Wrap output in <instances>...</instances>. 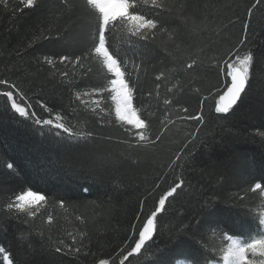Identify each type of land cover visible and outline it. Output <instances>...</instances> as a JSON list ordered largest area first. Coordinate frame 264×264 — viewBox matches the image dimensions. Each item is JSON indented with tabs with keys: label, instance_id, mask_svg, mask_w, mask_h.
Wrapping results in <instances>:
<instances>
[{
	"label": "trees",
	"instance_id": "trees-1",
	"mask_svg": "<svg viewBox=\"0 0 264 264\" xmlns=\"http://www.w3.org/2000/svg\"><path fill=\"white\" fill-rule=\"evenodd\" d=\"M166 3L171 11H142L168 32L109 39L122 69L128 62L133 107L142 109L153 140L163 133L139 147L115 117L109 93L93 91L113 77L89 55L95 21L84 0H37L31 9L0 0V79L16 84L23 99L4 85L0 93L12 91L29 112L21 117L0 95V247L13 264H119L159 197L180 179L152 239L124 264H221L219 229L242 238L256 230L264 194L250 189L264 184V0ZM237 49L252 51L248 87L234 109L217 113V89L229 79L222 61ZM32 112L41 121L59 114L74 131L92 135L70 138L36 124ZM26 187L47 198L35 218L7 209Z\"/></svg>",
	"mask_w": 264,
	"mask_h": 264
},
{
	"label": "snow or ice",
	"instance_id": "snow-or-ice-1",
	"mask_svg": "<svg viewBox=\"0 0 264 264\" xmlns=\"http://www.w3.org/2000/svg\"><path fill=\"white\" fill-rule=\"evenodd\" d=\"M6 4V0H3ZM23 6L29 9L33 8L37 4V0H22ZM260 0H257L259 3ZM85 7L94 14L95 32L93 33V48L90 50L89 55L100 63L103 68H106L108 73L112 74L105 87L98 91L103 93L107 91L111 100L115 106V117L122 126H125V131H128L137 141V146L147 147L149 144H154L155 140H159L163 133H160L152 139V133L150 124L146 123L145 119H141L138 115L142 109L133 107V92L134 88L129 87L128 81L125 79V71L128 67V62L125 60L123 69L121 62L117 59L119 55V49L113 47L110 51L109 39L116 32H120L128 38L136 37L138 39L147 40L150 37H154L157 30L168 32L167 28H160L159 21L154 17L142 11L143 8H155L165 11H171L168 7L166 0H84ZM249 15L251 12L249 11ZM185 19L186 18H183ZM247 25H245V29ZM107 34V35H106ZM173 34L169 33L171 38ZM246 39V37H245ZM243 44V41H241ZM116 53V55L113 54ZM234 57V59H233ZM47 59V58H46ZM68 57H63L62 62L67 60ZM48 63H52L51 59H48ZM76 63H80V58H77ZM195 63V61H193ZM253 63V55L251 49H247L243 54L236 52L232 53L228 59L222 61L221 71L224 72L226 66L227 71L225 76L223 89H217L218 99L215 102V111L217 113H229L239 101H241L242 93H245V89L248 86L251 67ZM187 67L191 68L192 64H188ZM135 71L139 70V66L133 65ZM66 75V73H65ZM164 76V73H160L157 79ZM0 85H4L9 89H15L23 99V93L17 88L16 84L9 82L7 79H0ZM7 97L10 102V107L18 113L21 117L29 118V112L25 107H22L17 103L13 97L12 91H5L0 93ZM81 94L76 93V98L80 99ZM165 103L170 101L165 100ZM30 107V106H29ZM186 111V109H185ZM32 117L35 118V112H32ZM190 119L203 120L202 116H192ZM55 120V123H54ZM36 124H43L53 126L56 129H61L67 133L68 136L77 138H87L92 134L83 130L74 131V126L66 125L63 118L57 114L54 119L40 120L35 118ZM131 125L129 129L126 126ZM60 133L57 132V135ZM264 136V132L259 133ZM127 142V141H125ZM180 159L179 156L176 157ZM9 169L13 168L11 163L7 164ZM184 184V180L180 179L178 183H175L173 187L163 193L158 199V207L150 211L146 218V222L142 225V230L138 232V239L135 241L134 247H132L127 254L120 260L119 264H124V261L128 260L133 254H140L146 241L152 239L153 234L157 230V216L165 210V203L169 197H172L177 189L181 188ZM87 191V189H84ZM252 192H259L264 194V184L255 183L250 189ZM47 206V198L44 194H41L38 190L34 191L30 187L19 191L14 194L13 198L7 204L9 212H15L17 215L24 214L28 218H35L40 210ZM60 207H64V202H60ZM264 209V205L260 206ZM143 204H141V209ZM258 224L253 234L242 238L239 235H230L223 229H219V234L222 237V246L220 248V257L223 264H264V210L260 211L256 217ZM53 217L48 215V223L52 222ZM78 219H80L78 217ZM139 220V216L137 217ZM83 222V220H81ZM73 242L75 243L76 237L69 233ZM81 238L86 233L79 234ZM217 232L213 231V236H216ZM60 243H64L60 241ZM60 252L61 249L57 247L55 249ZM75 252H79V248L70 249ZM0 254H4V261L7 264H13V259L6 253L3 247H0ZM2 264V262H0ZM99 264H109L108 260L101 259ZM180 264V262H177ZM205 264H210V261L206 258Z\"/></svg>",
	"mask_w": 264,
	"mask_h": 264
},
{
	"label": "water",
	"instance_id": "water-1",
	"mask_svg": "<svg viewBox=\"0 0 264 264\" xmlns=\"http://www.w3.org/2000/svg\"><path fill=\"white\" fill-rule=\"evenodd\" d=\"M248 87V86H247ZM247 87H246V89H247ZM246 89H245V91H246ZM244 95V93H242V95H241V98H242V96ZM240 102V101H239ZM238 102V103H239ZM238 103H237V105H238ZM237 105H235L234 107H233V109L237 106Z\"/></svg>",
	"mask_w": 264,
	"mask_h": 264
},
{
	"label": "rangeland",
	"instance_id": "rangeland-1",
	"mask_svg": "<svg viewBox=\"0 0 264 264\" xmlns=\"http://www.w3.org/2000/svg\"><path fill=\"white\" fill-rule=\"evenodd\" d=\"M6 264H7V262H6ZM180 264H185V263H182V262H181ZM221 264H223V262H222Z\"/></svg>",
	"mask_w": 264,
	"mask_h": 264
}]
</instances>
